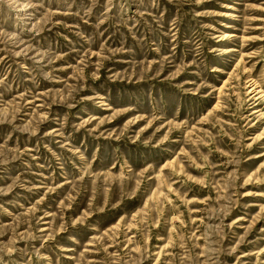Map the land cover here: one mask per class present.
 <instances>
[{
  "label": "rangeland",
  "instance_id": "rangeland-1",
  "mask_svg": "<svg viewBox=\"0 0 264 264\" xmlns=\"http://www.w3.org/2000/svg\"><path fill=\"white\" fill-rule=\"evenodd\" d=\"M0 264H264V0H0Z\"/></svg>",
  "mask_w": 264,
  "mask_h": 264
},
{
  "label": "bare ground",
  "instance_id": "bare-ground-1",
  "mask_svg": "<svg viewBox=\"0 0 264 264\" xmlns=\"http://www.w3.org/2000/svg\"><path fill=\"white\" fill-rule=\"evenodd\" d=\"M228 27V26H227Z\"/></svg>",
  "mask_w": 264,
  "mask_h": 264
}]
</instances>
